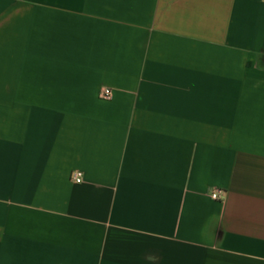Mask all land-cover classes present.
I'll return each mask as SVG.
<instances>
[{"label":"crops","instance_id":"1","mask_svg":"<svg viewBox=\"0 0 264 264\" xmlns=\"http://www.w3.org/2000/svg\"><path fill=\"white\" fill-rule=\"evenodd\" d=\"M60 263L264 264L263 0H0V264Z\"/></svg>","mask_w":264,"mask_h":264},{"label":"built area","instance_id":"2","mask_svg":"<svg viewBox=\"0 0 264 264\" xmlns=\"http://www.w3.org/2000/svg\"><path fill=\"white\" fill-rule=\"evenodd\" d=\"M264 1V0H263ZM104 94L103 96L105 98H109L111 96V90L109 88H105L104 90ZM83 179V172L81 170H75L73 173H72V180L76 181V182H80L82 181ZM212 196L214 198H219L220 197V191L218 190H215L213 193H212ZM62 264V263H60Z\"/></svg>","mask_w":264,"mask_h":264}]
</instances>
